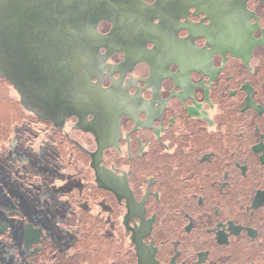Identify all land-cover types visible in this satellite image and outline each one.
Returning a JSON list of instances; mask_svg holds the SVG:
<instances>
[{
  "label": "flooded vegetation",
  "instance_id": "1",
  "mask_svg": "<svg viewBox=\"0 0 264 264\" xmlns=\"http://www.w3.org/2000/svg\"><path fill=\"white\" fill-rule=\"evenodd\" d=\"M103 1L104 115L0 76V264H264V0Z\"/></svg>",
  "mask_w": 264,
  "mask_h": 264
},
{
  "label": "water",
  "instance_id": "2",
  "mask_svg": "<svg viewBox=\"0 0 264 264\" xmlns=\"http://www.w3.org/2000/svg\"><path fill=\"white\" fill-rule=\"evenodd\" d=\"M109 6L103 0H0V76L25 110L55 124L73 113L104 115L103 93L88 75V43L97 36V21L117 13ZM3 84L14 116L22 115L17 95L8 96L11 88Z\"/></svg>",
  "mask_w": 264,
  "mask_h": 264
},
{
  "label": "rangeland",
  "instance_id": "3",
  "mask_svg": "<svg viewBox=\"0 0 264 264\" xmlns=\"http://www.w3.org/2000/svg\"><path fill=\"white\" fill-rule=\"evenodd\" d=\"M0 96H2V98L0 99V109H1V106L3 105L4 106V104H6L8 101H7V99H6V97H5V95H4V93H3V90H2V88H1V86H0ZM7 102H6V101ZM2 102H4V103H2ZM2 103V104H1ZM6 107V108H5ZM8 110V111H7ZM10 111L12 112V110H11V108H10V105H9V103H7V105L6 106H4V109H2L1 111H0V115H2V116H8V114L10 113ZM12 115H13V117H15L14 116V114H13V112H12ZM34 129V128H33Z\"/></svg>",
  "mask_w": 264,
  "mask_h": 264
}]
</instances>
